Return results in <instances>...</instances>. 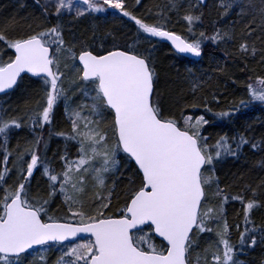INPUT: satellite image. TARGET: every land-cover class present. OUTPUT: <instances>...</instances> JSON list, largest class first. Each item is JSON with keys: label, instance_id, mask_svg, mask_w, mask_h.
I'll return each mask as SVG.
<instances>
[{"label": "snow or ice", "instance_id": "1", "mask_svg": "<svg viewBox=\"0 0 264 264\" xmlns=\"http://www.w3.org/2000/svg\"><path fill=\"white\" fill-rule=\"evenodd\" d=\"M34 3L47 24H28L18 35L9 34L7 26L0 29V44L14 52L7 60L0 54V93L8 95L32 78L42 81L43 93L36 107L22 116L0 107V264H27L30 250L38 252L43 264H48L44 253L52 250L59 251L55 264H193L205 233L210 236L195 255V264H238L231 230L239 232L241 248L256 245L258 229L251 217L254 209L264 208V181L255 187L244 184L230 194L220 186L216 170L228 157L239 159L245 146H264L243 134L221 135L210 145L201 132L209 123L205 116L193 122V116L166 113L151 49L136 47L142 42L155 47L151 38H158L170 42L177 53L199 58L206 41H233L234 30L196 32L207 0H192L182 15V0H167L152 21L137 15L141 0ZM253 7L252 0H218L217 11L224 18L238 9L239 20L232 23H242V37H251L258 29L264 33V7L258 25L255 19H245ZM110 11L118 14L117 20L123 17L134 24L131 44L127 39L120 43L113 33L107 34L111 46L102 43L95 51L83 46L77 51L75 43L66 42V14L79 19ZM173 14L185 22L188 35L168 26ZM238 51L247 57L257 50L242 39ZM261 57L264 60V50ZM249 81L248 98L215 113L218 118L231 120L240 107L264 105V76ZM199 87L193 80L190 90L195 93ZM75 94L88 102L73 107ZM61 105L70 128L54 132ZM24 128L32 139L11 149V137ZM53 136L65 144L63 152L54 154L57 166L47 156ZM259 164L264 167V159ZM125 165H130L133 177L118 192L113 176H123ZM37 170L46 178L43 195L31 191ZM57 195L66 206L60 217L49 212ZM229 200L242 206L243 231L240 224L228 223L224 205ZM81 234H88L83 243L78 242ZM156 237L159 248L152 242ZM259 239L264 241V227Z\"/></svg>", "mask_w": 264, "mask_h": 264}, {"label": "trees", "instance_id": "2", "mask_svg": "<svg viewBox=\"0 0 264 264\" xmlns=\"http://www.w3.org/2000/svg\"><path fill=\"white\" fill-rule=\"evenodd\" d=\"M166 3L167 0H141V5L136 6L138 9L137 15L152 21L155 18L154 13L157 8H163ZM182 3L184 8L181 10L180 15L188 9V5L192 3V0H182ZM252 3L254 7L248 11L245 19H255L258 25L261 22L260 9L264 5H261L260 0H252ZM207 4L208 7L203 9V22L196 27V32L204 31L206 34L211 35L214 28L234 30L235 39L233 41L219 45L206 41L203 45V56L200 61L177 55L158 38H151L155 42V47L143 42L137 44L136 47H140L141 50L144 48L151 49V58L155 62L158 76L157 91L164 103L166 113L170 111L177 117H180L181 114L184 116L190 115L194 118L193 122L200 115L205 116L209 123L202 127L201 132L209 138L208 143L210 145L214 144L221 135L233 137L243 134L250 141L261 143L264 146V105L256 102L250 104L247 108L240 107V110L235 113L231 120L227 118L220 119L215 115L220 111L238 106L240 99L248 98L245 85L250 82L249 77L264 76V60L261 57V51L264 50V33L258 29L251 37H242L243 24L232 23L239 20L236 15L238 9H234L228 17L220 18L217 11L218 0H208ZM116 15L118 14L110 11L109 13L72 19L71 14H66L64 19V24L67 26L64 33L66 42L68 44L75 43L77 51L82 46L95 51L102 43L111 46V36L107 34L113 33L119 36L120 43H124L127 39L128 43L131 44V37L134 35V24L123 17L117 20ZM37 17H39V20H37ZM50 19L54 20L55 17ZM28 24H32L33 28L37 24H47L34 0H0V29L7 26L9 34L18 35L28 30ZM168 26L178 34L188 35L185 22L176 14H173ZM12 28H15V31H12ZM242 39L247 41L250 46H255L257 50L255 56L248 55L245 57L238 51ZM0 54H2L4 60H7L9 56L14 57L13 50L4 47L2 44H0ZM189 69H191V74L188 71ZM219 69H223V71ZM208 77H211V79H208ZM193 80H196L200 85L195 93L190 90L193 86ZM41 86L42 81L36 78L25 81L13 93L0 96V107L6 109L9 115L22 116L26 111L36 107V101L43 95L40 91ZM70 102L75 107L76 104L84 102V98L79 94H75ZM208 109H211V111H208ZM56 115L53 131H68L70 126L63 114L62 105L57 109ZM44 135L47 138V131ZM30 139L32 137L29 135L27 128H24L11 137L9 146L15 150L17 142L23 146L25 141ZM64 147L65 144L62 138L58 136L51 138L47 156L53 166L59 164L58 159H54V154L63 152ZM41 155H43V149ZM0 156H2V153H0ZM261 159H264V150H253L248 146H245L242 150L239 159L231 157L224 159L216 170L220 186L225 188L227 193L234 194L244 184L252 187L260 184L261 181H264V167L259 164ZM0 167H3V165H0ZM121 172L124 173L123 176L119 174L113 176L118 192H122L127 186V180L133 177L130 165L121 168ZM15 179L13 177L9 183H12ZM45 181L46 178L43 177L40 170L34 172L31 178L32 193L39 192L43 195L47 190ZM113 202L115 204L118 201L114 198ZM224 207L228 223L230 225L240 224V230L243 231L242 206L239 201L229 200ZM112 211L115 213L117 210L113 207ZM49 212L58 217L65 215L66 206L61 196L57 195L52 199ZM251 218L258 229L257 243L254 247L245 246L241 248L239 232L235 228L231 230V240L236 246L235 259L238 264H264V241L259 239V229L264 227V208L254 209ZM209 236L210 234L207 233L202 234L200 247L196 248L193 254V264H195V255L201 253L202 248L208 242ZM86 239H80L78 242L83 243ZM152 242L159 248V240L155 238ZM30 253L27 264H43L39 259L38 252L31 251ZM44 256L48 264H55L59 251H48L44 253Z\"/></svg>", "mask_w": 264, "mask_h": 264}, {"label": "water", "instance_id": "3", "mask_svg": "<svg viewBox=\"0 0 264 264\" xmlns=\"http://www.w3.org/2000/svg\"><path fill=\"white\" fill-rule=\"evenodd\" d=\"M207 2H208V0H207ZM162 43H164V44H167L177 55H179V56H181V57H185V58H187V59H192V60H195V61H200L201 59H202V57H193V56H191L190 54H181V53H177L176 51H175V49L171 46V43L170 42H168V41H161ZM78 62V61H77ZM36 79H38V78H36ZM15 90H9V94H11V93H13ZM8 94V95H9ZM0 96H6L5 94H3V93H0ZM81 236L83 237V238H88V234H81ZM156 239L157 240H159L160 241V238L159 237H156ZM80 240V239H79ZM31 251H33V250H30V252Z\"/></svg>", "mask_w": 264, "mask_h": 264}, {"label": "rangeland", "instance_id": "4", "mask_svg": "<svg viewBox=\"0 0 264 264\" xmlns=\"http://www.w3.org/2000/svg\"><path fill=\"white\" fill-rule=\"evenodd\" d=\"M160 97H161V96H160ZM83 98H84V102L87 103V102H88V101H87V98H85V97H83Z\"/></svg>", "mask_w": 264, "mask_h": 264}]
</instances>
